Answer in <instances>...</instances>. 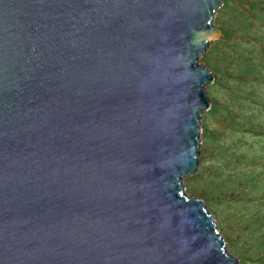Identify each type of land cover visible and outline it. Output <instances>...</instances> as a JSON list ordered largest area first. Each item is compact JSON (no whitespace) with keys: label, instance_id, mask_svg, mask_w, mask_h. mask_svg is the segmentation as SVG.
<instances>
[{"label":"water","instance_id":"obj_1","mask_svg":"<svg viewBox=\"0 0 264 264\" xmlns=\"http://www.w3.org/2000/svg\"><path fill=\"white\" fill-rule=\"evenodd\" d=\"M223 0H0V264H239L184 179Z\"/></svg>","mask_w":264,"mask_h":264},{"label":"rangeland","instance_id":"obj_2","mask_svg":"<svg viewBox=\"0 0 264 264\" xmlns=\"http://www.w3.org/2000/svg\"><path fill=\"white\" fill-rule=\"evenodd\" d=\"M212 23L221 37L200 57L210 107L185 191L204 201L239 264H264V0H223Z\"/></svg>","mask_w":264,"mask_h":264}]
</instances>
